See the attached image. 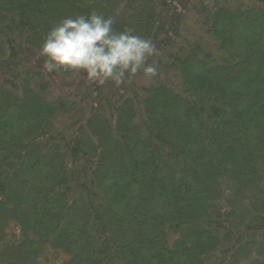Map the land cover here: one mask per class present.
<instances>
[{
    "label": "trees",
    "instance_id": "obj_1",
    "mask_svg": "<svg viewBox=\"0 0 264 264\" xmlns=\"http://www.w3.org/2000/svg\"><path fill=\"white\" fill-rule=\"evenodd\" d=\"M93 12L157 75L46 73ZM0 264H264V0H0Z\"/></svg>",
    "mask_w": 264,
    "mask_h": 264
},
{
    "label": "clouds",
    "instance_id": "obj_2",
    "mask_svg": "<svg viewBox=\"0 0 264 264\" xmlns=\"http://www.w3.org/2000/svg\"><path fill=\"white\" fill-rule=\"evenodd\" d=\"M113 24V18L96 12L64 18L41 45L43 70L82 75L98 85L120 86L138 75L156 76L155 61L148 62L158 54L153 41L131 31L118 32Z\"/></svg>",
    "mask_w": 264,
    "mask_h": 264
}]
</instances>
